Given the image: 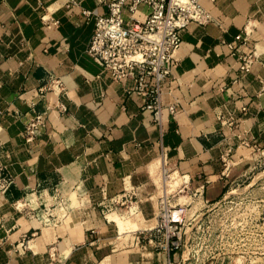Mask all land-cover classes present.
Wrapping results in <instances>:
<instances>
[{"label": "crops", "instance_id": "obj_1", "mask_svg": "<svg viewBox=\"0 0 264 264\" xmlns=\"http://www.w3.org/2000/svg\"><path fill=\"white\" fill-rule=\"evenodd\" d=\"M201 3L212 22L183 33L158 122L134 80L89 53L95 21L82 11L106 14L103 0H0V264H179L142 236L161 200L217 203L256 168L246 160L264 152V0Z\"/></svg>", "mask_w": 264, "mask_h": 264}, {"label": "built area", "instance_id": "obj_2", "mask_svg": "<svg viewBox=\"0 0 264 264\" xmlns=\"http://www.w3.org/2000/svg\"><path fill=\"white\" fill-rule=\"evenodd\" d=\"M103 1L108 6L106 14L82 11L87 20L93 18L95 21L89 53L114 80L133 79L135 89L132 93L147 100L144 109L153 112L160 122L163 86L171 80L177 67L182 35L193 23H211V14L201 0ZM142 6L149 8L144 18L138 17ZM240 39L241 36H238L237 40ZM252 65L253 57L244 56L240 70L250 72ZM60 86V80L51 78L50 90ZM169 111L175 114L176 108L170 106ZM45 116L46 112L37 113L29 121L25 130L27 142L35 140L39 129L44 127ZM164 175H168L165 170ZM132 199V196H126L119 205L127 206ZM226 199L204 206L194 203L172 207L164 198L160 202L157 225L142 232L143 239L163 251L179 253V264H239L240 253L263 249L247 244L244 239L259 237L257 245L264 246V232L210 230L207 220L210 222L213 210Z\"/></svg>", "mask_w": 264, "mask_h": 264}, {"label": "rangeland", "instance_id": "obj_3", "mask_svg": "<svg viewBox=\"0 0 264 264\" xmlns=\"http://www.w3.org/2000/svg\"><path fill=\"white\" fill-rule=\"evenodd\" d=\"M246 161L255 162L256 168L247 171L227 199L213 210L207 227L214 232H264V152L257 159ZM164 179L165 175L159 185H164ZM175 181L178 186L179 180ZM258 239H244L247 244L263 249L240 253L239 264H264V246L257 245Z\"/></svg>", "mask_w": 264, "mask_h": 264}, {"label": "bare ground", "instance_id": "obj_4", "mask_svg": "<svg viewBox=\"0 0 264 264\" xmlns=\"http://www.w3.org/2000/svg\"><path fill=\"white\" fill-rule=\"evenodd\" d=\"M177 177V176H176ZM181 178V177H180ZM173 179H174V177H173ZM172 180V179H171ZM170 180V181H171ZM176 182V181H175ZM180 182V181H179ZM177 183H178V181H177ZM167 184H169V183H167ZM174 184V183H173ZM175 185V184H174ZM172 186V185H171ZM188 200V199H187ZM186 200V201H187ZM109 220L110 221H113V222H118L119 224H120V226H121V224H123V220L122 219H120V218H117V217H112V216H109ZM128 222V221H127ZM125 224V223H124Z\"/></svg>", "mask_w": 264, "mask_h": 264}]
</instances>
